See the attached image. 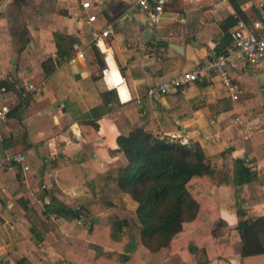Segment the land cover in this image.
<instances>
[{"label":"crops","instance_id":"1","mask_svg":"<svg viewBox=\"0 0 264 264\" xmlns=\"http://www.w3.org/2000/svg\"><path fill=\"white\" fill-rule=\"evenodd\" d=\"M86 1L92 4L87 12L82 7ZM137 1L0 0V88L4 82L14 84L0 99V105L10 104L13 110L0 120V160L22 153L30 165L28 171L19 167L0 175V264H89L100 248L84 220L106 225L115 219L114 210L100 212L85 204L82 219L67 221L51 216L46 205L56 198L78 209L80 201H90L89 180L127 164L117 152L120 130L102 91L116 89L117 94L108 95L113 109L131 122L153 115L161 136L199 144L211 154L231 148L234 158L264 173V64L251 66L241 58L231 35L239 18L260 22L264 33V0H173L157 25ZM92 15L94 22L88 20ZM142 27L150 31L149 38ZM107 28L119 85H110L92 55L84 62L60 63L46 76L44 63L58 60L55 33L77 37L87 57L93 33ZM221 55L232 63L240 107L222 99L227 91L206 67L211 57ZM195 71L200 81L183 88L182 98L150 94L163 80ZM205 82L210 84L208 100L201 90ZM31 83L34 92L27 90ZM24 89L27 100L14 111ZM218 191L226 192L218 197L226 221L224 206L237 208L234 188ZM249 201L243 205L246 215L264 216L256 212L264 209L263 199L260 205L250 203L254 210L247 211Z\"/></svg>","mask_w":264,"mask_h":264},{"label":"trees","instance_id":"2","mask_svg":"<svg viewBox=\"0 0 264 264\" xmlns=\"http://www.w3.org/2000/svg\"><path fill=\"white\" fill-rule=\"evenodd\" d=\"M54 37L58 60L56 63L49 59L44 63L47 77L57 65L67 62L74 53V45L79 43L77 37L64 33H55ZM92 48L95 60L104 69L106 62L99 48L95 44ZM120 71L125 76L124 69L120 68ZM202 85L203 99L208 100L210 84L205 82ZM13 86L12 82L1 85L9 89ZM222 86L227 91V96L222 99H232L236 107L243 105L232 98L225 85ZM181 90H176L174 95H165L169 100L181 97ZM114 93L117 94L116 89L102 91L101 95L111 118L118 124L117 152L124 154L126 166L110 169L87 182V197L91 203L80 201L76 209L52 198L46 205L51 216L67 221L82 219L85 204L100 212L115 211V219L106 225L86 223L88 235L94 245L101 248L96 249L89 264H147L143 262L145 257L172 245L189 226L194 228L192 235L182 236L181 242L182 250L191 259L202 252L209 261L231 264V240H219L227 226L220 214L217 191L221 187L234 188L235 203L241 214L235 227L241 264H264V216H247L243 209V205L254 197L264 201V192L255 193L254 190L255 186H263L264 173L257 166H249L244 159L234 158L231 148L211 154L199 144L191 146L177 137L161 136L153 115L146 114L131 122L123 111L113 109L116 104L108 95ZM26 100L27 97L21 98L14 111ZM175 107L172 105V109ZM213 191L214 195L211 194ZM55 246L59 248L58 243ZM103 247L119 251L118 258L105 256ZM189 264L200 263L192 260Z\"/></svg>","mask_w":264,"mask_h":264},{"label":"built area","instance_id":"3","mask_svg":"<svg viewBox=\"0 0 264 264\" xmlns=\"http://www.w3.org/2000/svg\"><path fill=\"white\" fill-rule=\"evenodd\" d=\"M227 1L228 0H219V2ZM137 2L141 10L149 17L153 25H157L160 22L166 7L170 5L173 0H138ZM82 7L87 12L92 8V4L90 1L82 2ZM88 20L90 22H94L96 20V16H89ZM262 30L263 26L260 22L249 24L240 18L231 32L234 46L238 55L249 65L255 67H260L264 64V33ZM110 33V28H107L102 33H93V44H95V46H97L101 51L107 66L102 71L104 78H106V72L108 70L107 59L109 56H112L115 59L112 48L106 41V38H108ZM84 61H86L85 48L82 44L77 43L74 45V53L67 60V62L75 64ZM206 67L209 72H212L214 76L218 77L221 83L228 88L232 98L234 100H239L241 89L238 81L235 78L230 59L225 55L213 56L209 60ZM199 79V71L183 73L181 75L163 80L150 92V94L165 95L180 88L183 89L187 85L194 83ZM27 90L34 92L36 87L31 83L29 84V89ZM27 90L24 89L20 91L21 98L28 97ZM117 90L121 96L120 90L118 88ZM6 92V87L0 88V99H4ZM11 110L12 106L10 104H1L0 120H6ZM182 142L187 143V141L184 139H182ZM18 166H21L24 171L30 170V165L28 164L27 156L25 154H11L7 158L0 160V175L14 173Z\"/></svg>","mask_w":264,"mask_h":264},{"label":"rangeland","instance_id":"4","mask_svg":"<svg viewBox=\"0 0 264 264\" xmlns=\"http://www.w3.org/2000/svg\"><path fill=\"white\" fill-rule=\"evenodd\" d=\"M12 15H15L14 12ZM88 51H89V53H88ZM88 51H87L86 59H89V55L90 56L92 55V58L95 60V55H94L92 46L88 49ZM101 56L103 57L102 53H101ZM104 69L100 68V72L102 73V71ZM262 187L255 186L254 187L255 193L259 192V190H262ZM217 193H218V197H223L226 192L221 193L220 191H218ZM211 194L214 195L215 191H213ZM261 200H262V198H260V197L259 198L254 197L252 200L249 201V205H246L244 207L245 210H247V211L254 210L253 206L252 207L250 206V203H254L256 201L255 202L256 204H254V206L260 205V204H258V201H261ZM130 203H131V205H134L131 201H130ZM237 208H236V206L234 207V209L228 205L224 206L225 218L227 219L226 220L227 226L224 229L223 235L219 238V240H225V241L231 240V243H232L231 253H230V251H229L230 255L228 253L229 262L231 264H241V262H242L239 240H238L239 237H238L237 231L235 230V227H236L238 221L241 219V214ZM263 211H264V209H259V211H256V212L261 213ZM85 220L87 223L88 222L87 218ZM193 229L194 228L191 226L186 227L184 233L180 236L179 239L175 240L172 243V245H170L167 248L160 250L157 253L149 254L147 257H145L143 262L145 261V263H147V264H189L190 261L195 260L196 262H198L200 264H226L223 261H219V262L216 260L213 262L209 261V259L202 252L195 254L194 256H192V259H191V257H189V255L185 251L182 250V247H183L182 242H181L182 236L184 237V235L186 236L187 234L192 235ZM103 253L105 256L112 257L115 259H117L118 255H119V251H117V250L114 251L113 249L108 248V247H107L106 252L103 251Z\"/></svg>","mask_w":264,"mask_h":264},{"label":"bare ground","instance_id":"5","mask_svg":"<svg viewBox=\"0 0 264 264\" xmlns=\"http://www.w3.org/2000/svg\"><path fill=\"white\" fill-rule=\"evenodd\" d=\"M106 74L108 75L107 78H108L111 86L119 85L121 78H120L117 66L111 57L109 58V69L107 70ZM120 88H121L122 92L125 91L124 84H122L120 86Z\"/></svg>","mask_w":264,"mask_h":264},{"label":"water","instance_id":"6","mask_svg":"<svg viewBox=\"0 0 264 264\" xmlns=\"http://www.w3.org/2000/svg\"><path fill=\"white\" fill-rule=\"evenodd\" d=\"M142 30L144 31V36H145L146 38H149L148 35H150V31L146 30L144 27H142ZM175 49H176V50H179L178 47H175ZM179 51H180V50H179ZM180 52H181V51H180ZM77 77H80V76H77ZM190 145H191V146H194L193 143H190Z\"/></svg>","mask_w":264,"mask_h":264}]
</instances>
